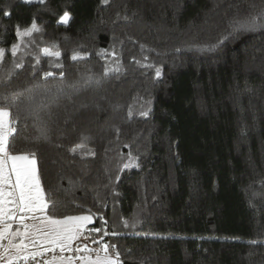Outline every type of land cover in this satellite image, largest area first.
I'll use <instances>...</instances> for the list:
<instances>
[{
	"label": "trees",
	"instance_id": "16d2710c",
	"mask_svg": "<svg viewBox=\"0 0 264 264\" xmlns=\"http://www.w3.org/2000/svg\"><path fill=\"white\" fill-rule=\"evenodd\" d=\"M262 13L264 0H0V97L40 85L12 106L10 151L36 153L49 214L93 215L102 231L85 236L122 264H264V27L233 32ZM33 19L43 32L13 57ZM53 42L64 85L96 79L58 93L42 76L61 71L40 52ZM129 154L140 167L123 169Z\"/></svg>",
	"mask_w": 264,
	"mask_h": 264
},
{
	"label": "snow or ice",
	"instance_id": "6c2138e0",
	"mask_svg": "<svg viewBox=\"0 0 264 264\" xmlns=\"http://www.w3.org/2000/svg\"><path fill=\"white\" fill-rule=\"evenodd\" d=\"M25 3H32V0H24ZM44 3L45 0H39ZM109 0H102V3L108 4ZM5 16H10L9 12H4ZM73 19L68 11L59 17L58 24L64 26L69 25ZM260 21L257 24V21ZM257 27H264V13L259 17H254L250 23L239 24L234 27L233 32L252 31ZM43 29L33 19L30 26L20 29L16 26V35L20 38V43H13L10 48L11 55L17 56L21 51V44L24 43L25 37H33L35 33H42ZM231 35V34H230ZM224 39H228L227 36ZM35 43V40L32 41ZM6 49L0 47V65L5 61ZM46 57H51L52 62L49 67L61 69L59 73L52 71H43L42 76L46 81L50 77L58 75L61 78V84L54 86L58 93L68 90H77L79 87L91 84L96 78L93 74H89L82 78V81L64 85L63 79L65 73L64 65L60 63L63 55L59 50V45L53 42L51 46H45L40 49ZM107 49H100L99 53L107 56ZM88 53H81L78 50H73L70 59L78 61L87 58ZM112 55H115L113 52ZM41 64V57L36 56L35 65ZM24 68V63L12 61L11 70L7 77L8 80L15 74L16 69ZM37 68H33V76L36 75ZM114 71L112 68H106L104 75ZM119 71V69H115ZM156 77L161 76V70L156 69ZM40 85H34L32 88L25 89L24 92H13L9 95L0 97V264H28V261H35L36 264H41L37 257H43L48 253H52L50 259L43 261V264H122L120 252L116 250L115 245H111L112 252L109 251L110 245L103 243L97 249H92L87 243L83 246L77 245L73 247L76 241L81 240L85 236L87 225L93 222V215H75L57 218L50 215V204L55 207V202L50 201L40 179L38 161L35 152H24L21 154H13L10 151V138H14L17 133L18 122L12 112V106L17 105L21 98L28 93V98H31L32 93L38 89ZM51 91V89H48ZM141 115H147L142 112ZM41 134L46 135L45 130L41 129ZM83 143L77 144L70 151L76 153L79 149H83ZM91 155H95L94 151H90ZM138 157H132L129 154V162L123 164V169L132 167H140ZM119 179V178H117ZM90 212V210H89ZM32 221V223H26ZM107 223L106 221L104 222ZM13 224L18 225L13 230ZM127 225V222L125 221ZM90 232H101V228H93ZM107 234V233H106ZM111 235L116 236L118 233L112 232ZM100 240H103L101 236ZM93 243L99 241L93 240ZM253 244L258 243L252 241ZM57 252L60 254L58 255ZM65 252L84 253V255L65 256ZM90 253H95V257Z\"/></svg>",
	"mask_w": 264,
	"mask_h": 264
},
{
	"label": "crops",
	"instance_id": "0c3cea01",
	"mask_svg": "<svg viewBox=\"0 0 264 264\" xmlns=\"http://www.w3.org/2000/svg\"><path fill=\"white\" fill-rule=\"evenodd\" d=\"M79 215H86V214H79ZM88 215H89V214H88ZM71 216H75V215H71ZM62 218H63V217H62ZM93 222H94V218H93ZM93 222H92V223H93ZM26 223H32V221H26ZM92 223L88 224V225H87V228H88V226H90ZM17 226H18V225L13 224V230H15V228H16ZM84 243H87V244L89 245V247L92 248V249H97L95 246H93V245L88 241V239L85 240L83 237L81 238V240L76 241V242L74 243L73 247H75V246H77V245L83 246ZM57 254L59 255L60 253L57 252ZM90 254L93 255V257H95V253H90ZM52 255H53L52 253H48V254H46V255L43 256V257H37V260H39V261L41 262V264H43V261L46 260V259H50ZM63 255H65V256H69V255H71V256H74V257H75V256H77V255H84V253H75V252H71V253H69V252H65V253H63ZM21 264H23V262H21ZM28 264H36V262H35V261H31V260H29V261H28ZM77 264H80V262L77 261Z\"/></svg>",
	"mask_w": 264,
	"mask_h": 264
},
{
	"label": "rangeland",
	"instance_id": "374dc122",
	"mask_svg": "<svg viewBox=\"0 0 264 264\" xmlns=\"http://www.w3.org/2000/svg\"><path fill=\"white\" fill-rule=\"evenodd\" d=\"M32 1H39V0H32ZM111 252V250H109Z\"/></svg>",
	"mask_w": 264,
	"mask_h": 264
}]
</instances>
